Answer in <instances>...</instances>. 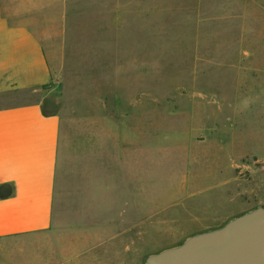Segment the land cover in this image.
Wrapping results in <instances>:
<instances>
[{"label":"rangeland","instance_id":"obj_1","mask_svg":"<svg viewBox=\"0 0 264 264\" xmlns=\"http://www.w3.org/2000/svg\"><path fill=\"white\" fill-rule=\"evenodd\" d=\"M55 16L58 221L1 238L0 264H146L264 206V0H65Z\"/></svg>","mask_w":264,"mask_h":264},{"label":"crops","instance_id":"obj_2","mask_svg":"<svg viewBox=\"0 0 264 264\" xmlns=\"http://www.w3.org/2000/svg\"><path fill=\"white\" fill-rule=\"evenodd\" d=\"M63 1L0 0V239L58 221L61 115L43 100Z\"/></svg>","mask_w":264,"mask_h":264},{"label":"water","instance_id":"obj_3","mask_svg":"<svg viewBox=\"0 0 264 264\" xmlns=\"http://www.w3.org/2000/svg\"><path fill=\"white\" fill-rule=\"evenodd\" d=\"M146 264H264V206L152 253Z\"/></svg>","mask_w":264,"mask_h":264}]
</instances>
